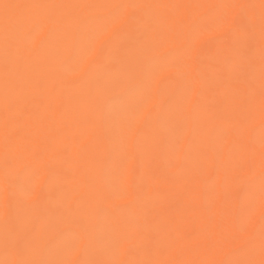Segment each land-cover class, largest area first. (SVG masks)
Segmentation results:
<instances>
[{"label": "bare ground", "instance_id": "bare-ground-1", "mask_svg": "<svg viewBox=\"0 0 264 264\" xmlns=\"http://www.w3.org/2000/svg\"><path fill=\"white\" fill-rule=\"evenodd\" d=\"M264 264L262 0H0V264Z\"/></svg>", "mask_w": 264, "mask_h": 264}, {"label": "snow or ice", "instance_id": "snow-or-ice-1", "mask_svg": "<svg viewBox=\"0 0 264 264\" xmlns=\"http://www.w3.org/2000/svg\"><path fill=\"white\" fill-rule=\"evenodd\" d=\"M264 3V0H262ZM18 264H59V262L49 261V262H38V261H20Z\"/></svg>", "mask_w": 264, "mask_h": 264}]
</instances>
